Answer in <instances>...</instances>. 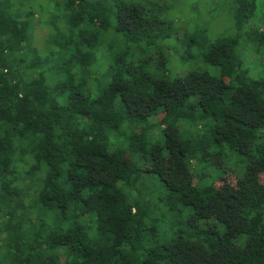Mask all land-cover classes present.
I'll return each instance as SVG.
<instances>
[{"label":"trees","instance_id":"1","mask_svg":"<svg viewBox=\"0 0 264 264\" xmlns=\"http://www.w3.org/2000/svg\"><path fill=\"white\" fill-rule=\"evenodd\" d=\"M48 1L40 56L0 0V264H264L261 1L215 37L183 0Z\"/></svg>","mask_w":264,"mask_h":264},{"label":"rangeland","instance_id":"2","mask_svg":"<svg viewBox=\"0 0 264 264\" xmlns=\"http://www.w3.org/2000/svg\"><path fill=\"white\" fill-rule=\"evenodd\" d=\"M29 1V5L27 4ZM185 3L184 8L181 10L180 20L184 25L183 28L193 30L195 26H202L208 29L210 36L230 35L234 33L232 22V11L230 12L231 4L233 0H183ZM261 1V6L264 5V0ZM259 1V2H260ZM21 8L25 12L33 11V16L29 18L30 27L33 33V42L28 46L29 51H36L40 56L44 55L42 49L50 39L53 31L47 22L40 21L38 19L49 16L52 11V3L48 0H21ZM177 21V23L180 22ZM260 27L264 30V6L259 7L256 10L255 16L248 22L245 28ZM178 43L182 39H186L187 33L179 29L178 31ZM211 37H209L210 39ZM212 39V38H211ZM256 45H248L243 38L240 39L238 50L242 53L245 64L250 67L251 76L254 78H264V49L257 51ZM179 59H174L177 65L183 68L190 67L194 61L187 58V49L181 43L178 45ZM192 53L195 50L191 51ZM175 57V55H174ZM186 57V58H185ZM182 220V217H178ZM160 227H163L162 220H160ZM168 222H166V227ZM170 228V226H168Z\"/></svg>","mask_w":264,"mask_h":264}]
</instances>
